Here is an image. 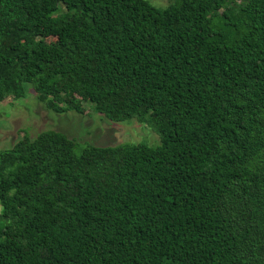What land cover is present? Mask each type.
<instances>
[{
  "label": "trees",
  "instance_id": "obj_1",
  "mask_svg": "<svg viewBox=\"0 0 264 264\" xmlns=\"http://www.w3.org/2000/svg\"><path fill=\"white\" fill-rule=\"evenodd\" d=\"M26 85L160 143L1 148L0 264H264V0H0V103Z\"/></svg>",
  "mask_w": 264,
  "mask_h": 264
},
{
  "label": "rangeland",
  "instance_id": "obj_2",
  "mask_svg": "<svg viewBox=\"0 0 264 264\" xmlns=\"http://www.w3.org/2000/svg\"><path fill=\"white\" fill-rule=\"evenodd\" d=\"M148 1L158 8L170 3V0ZM91 105L80 100L77 110L55 113L37 100L31 85H26L23 97L10 96L0 103V149L11 147L24 135L34 138L45 130H57L82 144L98 146L121 143L156 146L160 143L158 134L148 124L135 117L122 122L111 121Z\"/></svg>",
  "mask_w": 264,
  "mask_h": 264
}]
</instances>
